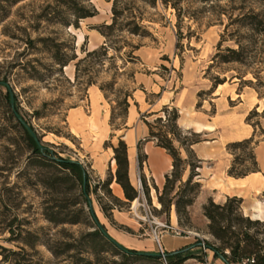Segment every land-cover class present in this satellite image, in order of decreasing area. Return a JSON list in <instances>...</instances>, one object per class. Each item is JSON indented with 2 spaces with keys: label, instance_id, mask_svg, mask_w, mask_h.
Instances as JSON below:
<instances>
[{
  "label": "rangeland",
  "instance_id": "obj_1",
  "mask_svg": "<svg viewBox=\"0 0 264 264\" xmlns=\"http://www.w3.org/2000/svg\"><path fill=\"white\" fill-rule=\"evenodd\" d=\"M82 5L95 10L96 15L81 19L76 27L73 13L62 0H0V264H15V260L27 264L23 259H32L33 264H67L66 258L53 256L47 242L61 241L63 231L76 235L87 231L84 226L55 227L43 217V204L49 197L38 183L36 174L40 171L27 166L30 153L10 110L7 92L20 118L56 154L88 166L92 185L115 174L111 146H117L120 138L124 140L126 133L137 140L144 128L147 131L144 140H148L145 123L152 124L154 132L166 125L168 113L176 108L166 103L168 98H176L180 93L186 98L195 92V109L204 104L213 115L210 100L216 80L224 81L219 88L225 94L229 92L233 99L229 101L230 106L244 98L243 123L254 130L257 145L264 140L263 1L89 0ZM252 15L257 17L253 27L256 31L246 25L251 20L239 21L243 16ZM113 23L114 28L108 30L106 26ZM44 39L49 42H43ZM46 45L58 46L61 56L74 60L60 67ZM103 46L108 48L107 55L100 52L81 62L87 53L101 51ZM239 47L243 49L244 63H220L215 59L218 52ZM126 99L130 104L128 114ZM164 107L168 108L167 114L162 112ZM251 112L254 114L246 122ZM158 117L162 121L157 126ZM192 133L196 132L181 130L180 138L191 140ZM144 140L138 141L141 152ZM173 145L183 160L181 178L175 184L164 189V180L159 189L155 187L143 174L145 160L141 168L138 163L133 166L130 177L139 197L130 203H117L112 213L113 224L97 201L98 196L105 203L111 201L104 191L99 188L98 195L92 194L91 200L95 214L108 232L115 229L137 240L139 252L159 254L155 234L164 237L163 243L166 239L187 242L195 237L192 245L174 252L179 253V258H186L181 264H198L204 254L196 249V243L208 241L220 245L208 233L209 222L203 215V207L212 199L201 204L200 184L190 189L197 183L196 177L186 186L190 174L188 163L199 166V161L189 158L176 140ZM227 153L231 160L234 155L243 156L238 149L233 150L234 155ZM145 154L157 185L162 182L164 172L161 171L167 166L168 154L157 149H149ZM102 165L105 171L100 175ZM249 167L250 162L246 161L238 168ZM196 171L197 168L193 170ZM141 178L148 189L146 195ZM111 189L121 202H127L115 182ZM187 200H191L189 204L185 203ZM241 214L247 217L242 211ZM172 224L180 230V236H172L162 227ZM27 231L38 236L32 248L21 242ZM249 233L257 239L263 253L264 225L252 227ZM21 248L25 249V256L16 257L9 252H19ZM198 254L200 257H195ZM136 264L164 262L161 259L157 263Z\"/></svg>",
  "mask_w": 264,
  "mask_h": 264
},
{
  "label": "trees",
  "instance_id": "obj_2",
  "mask_svg": "<svg viewBox=\"0 0 264 264\" xmlns=\"http://www.w3.org/2000/svg\"><path fill=\"white\" fill-rule=\"evenodd\" d=\"M22 0H16L19 2ZM89 0H62V3L67 7L74 15L76 24L81 19L90 18L96 15L95 10L85 8L82 3ZM263 1L264 0H260ZM117 13V12H116ZM245 20H251L247 22L251 30H255L253 27L256 25L257 17L243 16L239 21L242 23ZM66 25H72L69 22H64ZM259 24V22L257 23ZM108 30L114 28V23L106 26ZM256 31V30H255ZM136 33V32H132ZM109 37V35H106ZM43 42H49L48 39H44ZM48 47V45H46ZM53 52V58L56 64L60 67H66L74 60L68 58V56H61L59 47H48ZM108 48L103 46L101 51L94 50L87 53V56L81 60V62L88 60L93 56H97L100 52L103 55H107ZM215 59L220 63L238 62L244 63L245 58L243 49L234 50L227 48L225 53L218 52L215 55ZM78 63L79 64L81 63ZM224 84V81H215L211 94L214 92L218 85ZM102 90H104L102 88ZM6 97L9 101V107L13 116L17 119L23 134L26 149L30 155L28 157L29 168L39 170L36 174L38 183L45 189L49 199L44 202L43 217L47 222L55 227L59 226H84L87 231L81 232L76 235L74 233H68L63 231L60 235L61 241L47 242L46 246L48 250L56 258H66L67 264H136L140 261H147L151 263H157L161 260L159 254L146 253L128 249L119 244L114 238H112L102 225L94 212L91 195H98V189L104 191L111 201L105 203L102 197H97L98 204L101 208L104 216L113 224V210H115L118 204L130 203L139 197L137 189L130 179V162L128 155V146L125 140L119 139L117 146H111L114 151V160L116 163V171L113 175L110 174L107 180L99 182L96 185L91 183V174L88 166H85L79 161H73L71 159L62 158L56 154L50 145L44 143L42 138L37 134L32 126H29L25 120H22L18 112L14 109V104L11 101V95L7 92ZM125 111L128 114L130 104L127 99L124 101ZM162 112L168 113V108L164 107ZM156 114V113H154ZM214 114V113H213ZM254 112L250 113L246 118V122ZM168 118L165 119L166 125L159 126L157 132H154L153 125L145 123L148 127L149 139L146 141H156L155 145L161 149H164L172 160L171 175L166 174L164 176L165 184L164 189L168 188L170 184H175L181 178V166L183 160L180 157L178 150L173 145V141L179 142L180 146L185 149L189 158L196 159L195 154L191 150V146L202 141L199 133H192L193 139L187 140L181 137V129L177 126V120L179 113L176 108H171L168 113ZM114 118V117H112ZM162 121L161 117L156 118L155 122ZM25 123L36 134L37 139L31 134ZM165 128L164 130L162 128ZM255 128V126H253ZM257 141H254V134L241 141L231 142L226 145V150L232 152L235 149L241 150L243 156H233L230 166L227 170V175L233 178H242L246 175L254 172H258V164L256 155L254 152L257 146ZM146 154L141 152L140 143L138 144V164L142 167L143 162L146 160ZM197 160V159H196ZM198 161V160H197ZM246 161L250 162V167L245 170H239L238 167L243 165ZM190 168V174L186 181V186H190L196 173L194 169L198 168L193 162L188 163ZM115 182L123 190L125 199L127 202H121L117 197L112 194L111 185ZM143 188H145V195L148 194V189L144 186V182L141 178ZM198 183L193 184L190 189L197 186ZM191 200L185 201L189 204ZM161 205L162 201L160 202ZM241 200L236 197L227 198L222 204H215L212 200H209L207 205L203 207V215L208 220V233L220 244L216 246L208 241H204L207 248L214 252V255L221 257L225 264H239L246 262V264H264V252L261 253L259 243L257 239L250 235L252 227L263 226L262 222L258 220L252 221L247 217H243L241 214ZM169 207L166 204V208ZM175 207L178 211L179 202L175 203ZM21 242L29 247L36 246L38 242V236L30 231L26 232V236L22 238ZM228 250V252H227ZM12 255L20 257L26 255L24 248L21 251H9ZM24 255V256H25ZM111 256L113 259H109ZM165 260L168 264H181L186 258H179V253H165ZM195 257H200L199 254ZM27 264H33L32 259L26 260ZM3 261H6L4 258ZM15 264H22L21 260H15Z\"/></svg>",
  "mask_w": 264,
  "mask_h": 264
},
{
  "label": "crops",
  "instance_id": "obj_3",
  "mask_svg": "<svg viewBox=\"0 0 264 264\" xmlns=\"http://www.w3.org/2000/svg\"><path fill=\"white\" fill-rule=\"evenodd\" d=\"M219 87H222V85H219L215 89L213 99L210 100L214 106L213 115L209 114L204 104H202L200 109H195L196 99L193 96L195 92L189 93L186 98H183V94L181 93L176 94V98L170 97L166 103H171L178 110L179 118L177 125L181 130H192L204 135L205 141L191 146V150L199 161L200 166L197 168L195 181L200 184L199 199L201 200V204H204L209 198L215 203H223L227 198L236 197L241 200L243 215L254 220L264 221V140L255 148L258 172L250 173L242 178H233L227 175L231 156L226 151V145L251 137L254 130L251 126L243 123L246 113V110H242L244 98H241L235 106H230L229 101L233 99H231L229 92L225 94ZM140 131L141 135H138L137 140H134V137L128 136L127 133L124 137L128 146L130 177L133 166L136 167L138 163V141L140 139L144 140L147 133L144 128H141ZM142 148L144 154L148 153L149 149L166 152L164 149L157 147L152 141L144 140ZM112 165H115V160H112ZM171 169L172 160L168 155L167 166L161 171L164 172L162 182H157L156 185L153 180V175H155L154 170L152 168L150 170V164L146 158L143 174L159 189L164 183V176ZM104 171V166H99V174L102 175ZM116 185L122 192L121 187L118 184ZM172 227L176 226L172 224ZM108 234L122 246L140 251L139 244H136L137 240H133L115 229L112 232L109 230ZM193 238V240L189 239L187 242L166 239L163 243V237L160 245L166 253H171L182 246L192 245L193 241L196 240L195 237ZM195 247L199 249L198 243L195 244ZM204 257L212 264H225L223 260L215 256L211 251L205 252Z\"/></svg>",
  "mask_w": 264,
  "mask_h": 264
},
{
  "label": "built area",
  "instance_id": "obj_4",
  "mask_svg": "<svg viewBox=\"0 0 264 264\" xmlns=\"http://www.w3.org/2000/svg\"><path fill=\"white\" fill-rule=\"evenodd\" d=\"M162 227L164 229H166V232L169 233L172 236H180L181 235L180 230H178L177 228H174L172 226H164V225ZM161 239H162V237H159L156 234L154 235V240H155V242H156V244L158 246L159 256L161 257V259L164 262V264H166V260H165V256H164L166 251L160 245L161 244ZM198 246H199V249H201V251L203 252V254L205 252H207V251H210V249L205 246L204 241H201L200 243H198ZM211 252H213V251H211ZM198 264H212V263L209 262L208 260H206L205 257H204L203 261L198 263ZM239 264H246V262H241Z\"/></svg>",
  "mask_w": 264,
  "mask_h": 264
},
{
  "label": "water",
  "instance_id": "obj_5",
  "mask_svg": "<svg viewBox=\"0 0 264 264\" xmlns=\"http://www.w3.org/2000/svg\"><path fill=\"white\" fill-rule=\"evenodd\" d=\"M25 125L27 126V128L29 129V131L31 132V134L37 139L36 134L30 129V127L26 123H25ZM143 254H146V253H143ZM219 258L222 260L221 257H219Z\"/></svg>",
  "mask_w": 264,
  "mask_h": 264
}]
</instances>
